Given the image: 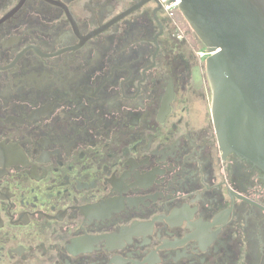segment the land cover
I'll use <instances>...</instances> for the list:
<instances>
[{
	"label": "flooded vegetation",
	"instance_id": "obj_1",
	"mask_svg": "<svg viewBox=\"0 0 264 264\" xmlns=\"http://www.w3.org/2000/svg\"><path fill=\"white\" fill-rule=\"evenodd\" d=\"M141 1L0 0V264H264V172Z\"/></svg>",
	"mask_w": 264,
	"mask_h": 264
},
{
	"label": "water",
	"instance_id": "obj_2",
	"mask_svg": "<svg viewBox=\"0 0 264 264\" xmlns=\"http://www.w3.org/2000/svg\"><path fill=\"white\" fill-rule=\"evenodd\" d=\"M151 1L158 2L142 0L124 15ZM179 8L213 53L205 64L223 152L264 172V0H181Z\"/></svg>",
	"mask_w": 264,
	"mask_h": 264
},
{
	"label": "built area",
	"instance_id": "obj_3",
	"mask_svg": "<svg viewBox=\"0 0 264 264\" xmlns=\"http://www.w3.org/2000/svg\"><path fill=\"white\" fill-rule=\"evenodd\" d=\"M157 1L162 6V9L165 12V14L169 15L170 17L173 18L176 15V13H181L180 8H179L181 5V0H157ZM177 29L179 32L178 27H177ZM178 36L186 38L184 35H182L180 33L178 34ZM212 54L213 53L210 52L207 47L197 49L195 51V55H196L197 59L203 63H205L206 59Z\"/></svg>",
	"mask_w": 264,
	"mask_h": 264
},
{
	"label": "rangeland",
	"instance_id": "obj_4",
	"mask_svg": "<svg viewBox=\"0 0 264 264\" xmlns=\"http://www.w3.org/2000/svg\"><path fill=\"white\" fill-rule=\"evenodd\" d=\"M173 21L175 27L179 28V32L177 30L178 34L180 33L188 38V43H189L188 45L192 51L200 49L202 47L201 40L191 29L190 25L188 24V22L185 20V18L181 13H176V15L173 17ZM203 68L205 70L206 66L203 65Z\"/></svg>",
	"mask_w": 264,
	"mask_h": 264
},
{
	"label": "trees",
	"instance_id": "obj_5",
	"mask_svg": "<svg viewBox=\"0 0 264 264\" xmlns=\"http://www.w3.org/2000/svg\"><path fill=\"white\" fill-rule=\"evenodd\" d=\"M203 46L205 47L204 44H203ZM176 49L178 50L179 60L181 62L185 63L186 64L185 66L189 65L193 61V59L195 58L194 51H192V50L188 51V49L185 47V45H183L181 43L176 44Z\"/></svg>",
	"mask_w": 264,
	"mask_h": 264
}]
</instances>
